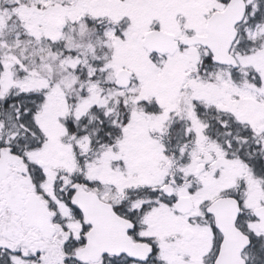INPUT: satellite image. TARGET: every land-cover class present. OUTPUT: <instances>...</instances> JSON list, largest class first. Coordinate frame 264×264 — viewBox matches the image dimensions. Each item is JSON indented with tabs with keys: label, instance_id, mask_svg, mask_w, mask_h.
I'll use <instances>...</instances> for the list:
<instances>
[{
	"label": "snow or ice",
	"instance_id": "obj_1",
	"mask_svg": "<svg viewBox=\"0 0 264 264\" xmlns=\"http://www.w3.org/2000/svg\"><path fill=\"white\" fill-rule=\"evenodd\" d=\"M0 264H264V0H0Z\"/></svg>",
	"mask_w": 264,
	"mask_h": 264
}]
</instances>
